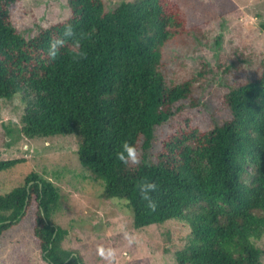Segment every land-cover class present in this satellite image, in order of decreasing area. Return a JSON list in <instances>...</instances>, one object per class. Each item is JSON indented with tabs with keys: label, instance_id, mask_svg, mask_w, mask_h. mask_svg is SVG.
<instances>
[{
	"label": "trees",
	"instance_id": "1",
	"mask_svg": "<svg viewBox=\"0 0 264 264\" xmlns=\"http://www.w3.org/2000/svg\"><path fill=\"white\" fill-rule=\"evenodd\" d=\"M0 0V98L19 91L31 97L17 128L7 136L74 135L81 164L104 182L102 196L127 199L140 229L184 220L193 241L177 264H264V58L256 75L229 85L222 102L231 117L209 129L186 120L167 133L155 159V129L197 104L196 77L168 76L166 48L187 35L202 36L213 18L242 16L233 0H127L109 9L105 0H67L69 16L26 38ZM71 27L70 36H64ZM64 44L54 58L49 43ZM128 142L137 162L117 153ZM26 158L0 159V171ZM155 182L144 194L141 185ZM60 187L32 171L0 193V238L27 214L48 264H85L63 246L69 233L52 215ZM21 264H32L23 256Z\"/></svg>",
	"mask_w": 264,
	"mask_h": 264
},
{
	"label": "rangeland",
	"instance_id": "2",
	"mask_svg": "<svg viewBox=\"0 0 264 264\" xmlns=\"http://www.w3.org/2000/svg\"><path fill=\"white\" fill-rule=\"evenodd\" d=\"M123 1L127 0L105 3L111 9ZM233 1L242 16L213 18L202 36L187 35L166 48L169 77L175 81L196 77L197 104L186 100L183 110L156 127L151 158L155 159L163 137L185 126L187 119L209 129L230 118L223 94L234 81L257 74L264 58V0ZM11 10L15 27L26 38L69 16L67 0H22ZM29 104L31 97L21 91L10 100L0 98V159L26 158L0 171V193L21 185L32 171L53 180L61 199L52 220L68 228L63 246L79 251L85 264H177L176 252L193 241L188 223L172 219L135 228L128 200L104 198L102 179L79 161L76 136H7L8 127L22 125ZM32 223L27 214L0 238V264H21L23 256L32 264H48L34 240ZM257 244L264 249V237Z\"/></svg>",
	"mask_w": 264,
	"mask_h": 264
},
{
	"label": "clouds",
	"instance_id": "3",
	"mask_svg": "<svg viewBox=\"0 0 264 264\" xmlns=\"http://www.w3.org/2000/svg\"><path fill=\"white\" fill-rule=\"evenodd\" d=\"M72 33V29L69 26L64 33V36H70ZM64 44V39L61 37H58L56 39H53L52 41H50L49 43V56L54 58L59 50V48ZM118 158L124 162L125 164H127L129 162V160H131L132 162H137L138 157H137V150L135 148L134 145L128 143V142H124L122 145V151H119L117 153ZM157 185L155 184V182H145L141 185V192L146 194L154 191L156 189Z\"/></svg>",
	"mask_w": 264,
	"mask_h": 264
}]
</instances>
